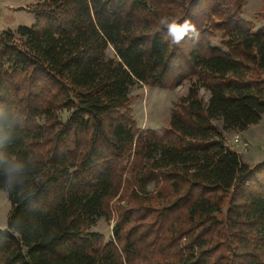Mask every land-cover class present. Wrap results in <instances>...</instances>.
<instances>
[{"label":"trees","instance_id":"1","mask_svg":"<svg viewBox=\"0 0 264 264\" xmlns=\"http://www.w3.org/2000/svg\"><path fill=\"white\" fill-rule=\"evenodd\" d=\"M247 2L36 0L31 26L0 32V264H264V162L223 137L264 115ZM164 16L199 38L170 45ZM183 83L166 127H137L132 86ZM13 157L24 171L9 184Z\"/></svg>","mask_w":264,"mask_h":264},{"label":"rangeland","instance_id":"2","mask_svg":"<svg viewBox=\"0 0 264 264\" xmlns=\"http://www.w3.org/2000/svg\"><path fill=\"white\" fill-rule=\"evenodd\" d=\"M36 0H0V32L10 30L15 32L19 26H31L34 23V15L28 9L33 7ZM264 13V0H248L243 9V18L251 21L254 32L264 29L263 20L257 15ZM219 35L213 39V45L218 46ZM189 84L183 83L173 90H162L150 88L141 84H135L129 90V96L133 97L131 102L132 118L140 129H155L166 127L171 116V109L178 102L180 97L187 93ZM199 96L205 101L208 98L207 92L199 90ZM68 113L62 112L61 119L66 118ZM259 124L250 126L241 132L238 130L226 131L223 133L224 143L235 151L242 162L249 167H254L264 162V115ZM237 134L248 142L246 150L241 149L232 142V137ZM153 186L148 187L152 191ZM10 204L6 193L0 190V228L6 227V220ZM113 221L101 218L93 227L94 231L104 234L110 238L112 234Z\"/></svg>","mask_w":264,"mask_h":264},{"label":"clouds","instance_id":"3","mask_svg":"<svg viewBox=\"0 0 264 264\" xmlns=\"http://www.w3.org/2000/svg\"><path fill=\"white\" fill-rule=\"evenodd\" d=\"M159 24L167 29L164 39L170 43V45H179L186 36L192 34L197 39L199 33L195 25L190 20H184L183 23L177 22L175 18H169L167 16L161 17ZM11 135L10 130L5 126H0V138L7 139ZM0 139V142H2ZM24 171V164L16 160L14 157L11 160L5 161V172L8 174V181L11 184L15 176ZM2 226V225H0Z\"/></svg>","mask_w":264,"mask_h":264},{"label":"built area","instance_id":"4","mask_svg":"<svg viewBox=\"0 0 264 264\" xmlns=\"http://www.w3.org/2000/svg\"><path fill=\"white\" fill-rule=\"evenodd\" d=\"M232 142L234 145H237L238 147H240L243 150H246L248 148V145H249L247 141L240 138L237 134H235L232 137Z\"/></svg>","mask_w":264,"mask_h":264},{"label":"crops","instance_id":"5","mask_svg":"<svg viewBox=\"0 0 264 264\" xmlns=\"http://www.w3.org/2000/svg\"><path fill=\"white\" fill-rule=\"evenodd\" d=\"M259 122H260V121H259ZM257 124H259V123H257ZM257 124H256V125H257ZM253 126H255V125H253Z\"/></svg>","mask_w":264,"mask_h":264}]
</instances>
